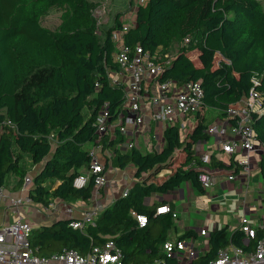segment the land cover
Here are the masks:
<instances>
[{
  "label": "trees",
  "instance_id": "obj_1",
  "mask_svg": "<svg viewBox=\"0 0 264 264\" xmlns=\"http://www.w3.org/2000/svg\"><path fill=\"white\" fill-rule=\"evenodd\" d=\"M94 7L90 0H0V186L10 175L16 178L15 186H21L29 175L27 164H41L33 176L29 175L28 196L36 204L92 197L93 176L84 187L73 185V179L91 160L85 144L96 140L94 121L104 103L112 119L123 110V85L113 84L109 77V71L119 69L111 33L121 26L123 13L115 14L114 24L100 38ZM51 10L60 11V22L53 29L40 22ZM132 14L134 25L124 34L127 44H139L150 52L161 46L165 51L172 42L181 43L190 36L188 43L179 45L159 79L169 78L177 84L200 81L203 108L224 115L229 105L248 94L255 77L258 83L254 88L264 105L263 0H145ZM194 49L198 64L188 54ZM196 118L186 135L176 123L167 126L159 150L144 152L132 147L120 152L115 147L112 165L123 169L132 164L135 168L136 181L126 195L103 207L94 223L83 230L70 225L76 218H57L32 226V247L41 255L63 248L85 254L112 239L126 264L160 258L162 243L171 239L174 221L171 213L156 210L166 199H149L184 181L200 188L197 175L201 167L186 165L192 159L201 165L193 145L208 138L206 128L213 117L207 119L198 111ZM253 128L264 147V111L254 116ZM122 137L110 140L107 134L101 142L104 147L114 146ZM173 152H184L186 163L160 181L146 178L164 166ZM211 165L224 167L216 158ZM258 169L264 193V152ZM130 209L146 215L143 227L137 225ZM191 234L192 230H187L175 240ZM263 235L264 227L249 239L240 228L214 229L209 232L206 252L195 256L190 264L208 263L229 244L251 249ZM169 264L177 263L170 259Z\"/></svg>",
  "mask_w": 264,
  "mask_h": 264
},
{
  "label": "built area",
  "instance_id": "obj_2",
  "mask_svg": "<svg viewBox=\"0 0 264 264\" xmlns=\"http://www.w3.org/2000/svg\"><path fill=\"white\" fill-rule=\"evenodd\" d=\"M144 1L139 0L138 2ZM132 15L126 18L123 17L121 26L114 29L111 33V39L115 47L113 56L119 65V69L115 72L109 71V77L113 84L121 83L123 85V110L119 112L116 118L112 119L108 105L104 103L101 106L94 121L96 140L94 146L89 149L91 160L73 179V185L81 188L87 184L89 177L93 176L94 188L92 195L94 198L98 190L107 182L105 164L98 159L96 148H108V146L104 147L101 142L103 135L107 134L110 140H116L118 137L123 136V140L117 141L115 144L120 152L132 147H138L132 132H138L144 122L143 101H149V105L152 106V119L161 121L167 126L178 124L183 135L188 133L187 116L203 109L204 91L200 81L190 80L183 84H177L169 78L164 80L158 78L164 67L170 64L174 53H170L167 50L163 51L161 46L150 52L139 44L130 45L124 41V34L134 25L135 20ZM189 41L190 36H185L180 45ZM150 82L156 88L154 93H150L148 90ZM252 83L253 86L249 89L247 95L241 97L236 103L229 105L225 110L224 117L216 119L208 124L206 128L207 134L218 133L221 136L225 135V139L221 138L219 140L222 151L229 154H233L237 149L243 151V155L236 159L232 166H240L246 174L250 171V152L257 149V143L261 145L253 128L254 116L264 111L262 97L254 88V85L258 83L255 77L252 78ZM161 141L163 142L162 138ZM111 153L109 152L112 157L114 153ZM197 159L201 164H210L212 154L203 152L198 155ZM198 166L196 159H192L187 163L186 168ZM234 178L235 172L233 170L226 173L227 180H233ZM197 180L200 188L207 190L213 186L215 175L208 168H200ZM30 185L31 176L26 175L21 187L28 190ZM127 190H123L122 195H126ZM4 196V186H0V202ZM31 203L32 200L29 198L28 193L25 196L9 197V204L13 209H16L20 204ZM59 203H62L65 212L70 213L73 211L71 205L60 200H53L46 206L42 205V208L44 210L55 209ZM102 209L103 206L95 202L83 212L80 219L72 220L70 225L83 230L87 224L94 223L95 218ZM156 210L159 213H171L172 217H176L177 214L168 204L159 205ZM129 212L136 219L139 227L145 225L146 215L144 213L135 209H130ZM240 229L246 239L256 236V228L247 217L240 219ZM31 230L32 224L21 214H17L15 219L9 223L0 224V263L126 264L122 261L123 254L120 248L112 239H107L101 245L93 246L85 254L78 252L74 248H63L49 255H41L37 253V249L32 247L30 243L29 235ZM200 233L204 235L206 230L201 229ZM189 244L188 241L184 240H165L162 243V256L142 264H169V260L176 253L185 249L188 250L191 257H194V249ZM206 264H264V235L257 240L251 249H243L240 246L229 244L221 248L216 257Z\"/></svg>",
  "mask_w": 264,
  "mask_h": 264
},
{
  "label": "crops",
  "instance_id": "obj_3",
  "mask_svg": "<svg viewBox=\"0 0 264 264\" xmlns=\"http://www.w3.org/2000/svg\"><path fill=\"white\" fill-rule=\"evenodd\" d=\"M179 45L180 43L176 42L174 46L175 50L171 53L175 54ZM188 54L191 55V58L198 64L197 49L189 51ZM115 76L119 78L117 74H115ZM148 88L150 93L156 91L152 82H150ZM206 109L205 107L200 111L205 114ZM142 110L144 113V122L140 130L136 133L132 132V135L136 139V144L141 151L159 150L162 146V132L167 127V124L152 119L151 112L153 108L149 105V101H143ZM223 117L224 115L218 112V114L213 116L211 123ZM196 119V113L187 116L188 132L195 126ZM214 135V133L208 134L207 139L198 141L193 145V150L197 155L196 157H198L200 153L209 152L212 154V158L219 159L221 163L224 164L223 168L213 167L211 163L199 164L198 167L208 168L214 173L215 182L212 187L207 190H202L190 181H184L164 195H152L149 199L152 201L164 198L167 200L165 204L170 205L172 210L177 213L176 217H173L174 227L169 231L170 240H175L187 230H192L193 234L185 237L183 240L188 241V243H190L189 246L191 245L192 249H194V257L203 255L206 252L209 247V232L214 229L226 227L227 231H232L235 228H240V219L242 217H247L256 230L264 227V206L261 205V200H264V198L255 196V190L261 193L263 191L258 161L261 154L264 152V147L262 144L260 145L257 143V149L250 152V171L246 174L244 169L240 166H232V163L243 155V151L237 149L233 154L222 151L219 140L221 138L225 139V136H221L218 133H216V136ZM94 142L86 143L85 147L91 149L94 146ZM115 147L116 145L114 143V146H108V148H96L98 159L105 164L107 182L98 190L95 198L92 195L88 200L75 199L67 203L73 207V211L70 213L64 211L62 203L57 204L55 209L49 210H44L42 205L34 202L31 204H20L16 209H13L9 204V197L25 196L28 190L23 189L21 186L16 187V178L12 175L13 179L11 178L10 182L7 180L4 185L5 196L0 202V224L13 221L17 214H21L32 226L49 224L57 218L80 219L83 212L89 209L95 202L101 204L103 207L109 205L122 194L123 190L128 189L136 181L134 177L135 168L132 164L127 165L124 168L125 173L121 174L117 173V170L121 168L112 165L109 152L113 154ZM99 153L101 154L100 157L98 156ZM177 156L184 157V152H178ZM40 165L41 164L31 165L28 163L29 175L33 176ZM228 165H231V167ZM230 170L235 172V178L233 180L226 179V173ZM122 174L124 176L127 174L128 176L127 183L123 184L125 188L121 191V184L118 190H112L111 183L114 182L115 179H120ZM111 175L112 177H110ZM121 181H124V179ZM201 229L206 230L204 235L200 233ZM161 252H163L162 249ZM194 257H191L188 250L185 249L182 252L176 253L172 259H174L177 264H190Z\"/></svg>",
  "mask_w": 264,
  "mask_h": 264
},
{
  "label": "rangeland",
  "instance_id": "obj_4",
  "mask_svg": "<svg viewBox=\"0 0 264 264\" xmlns=\"http://www.w3.org/2000/svg\"><path fill=\"white\" fill-rule=\"evenodd\" d=\"M90 1H92L95 4V7L92 13L96 19L97 33L99 37L102 38L104 31L114 24L113 19H114L115 14L117 12H122L124 18L132 15V13L135 10L136 3L139 0H90ZM263 7H264V0H263ZM59 16H60V11L51 10L48 14H46L45 16L41 18L40 22L43 26L53 29L60 22ZM175 44L176 42H172L171 45L168 47L167 51L171 53L173 50H175L174 48ZM205 114H206L207 119H209L213 117L214 115L218 114V112L216 109L207 108L205 111ZM214 134H215L214 136H216V133ZM174 153L175 152H173V156H171L170 160L166 162L164 166H162L161 168H158L156 171H154L156 168L152 169L151 171H149V173L153 171L154 172L149 174L146 177L152 178V180L154 179L155 181H160L161 179H163L164 176L173 172L177 166H179L180 164L186 163L185 157L177 156V154L176 153L174 154ZM98 156L100 157L101 154L99 153ZM117 173L119 174L125 173L124 168L118 169ZM110 177H112V175ZM127 177H128L127 174H125V176L122 174L120 176V179H115V181L111 183L112 190H118L120 185L122 184L121 189H120L122 191V189L125 188V185L123 184H126L128 181ZM11 178L13 179L12 175L8 177V182H10ZM122 179H124V181H121ZM255 196L264 198L263 191L261 193L259 191L256 192L255 190ZM261 205L264 206V200H261Z\"/></svg>",
  "mask_w": 264,
  "mask_h": 264
}]
</instances>
